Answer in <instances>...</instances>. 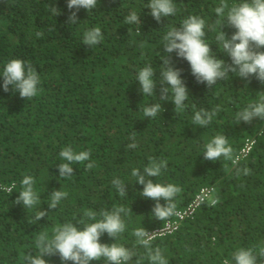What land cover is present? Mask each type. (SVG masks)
Segmentation results:
<instances>
[{
    "label": "trees",
    "instance_id": "trees-1",
    "mask_svg": "<svg viewBox=\"0 0 264 264\" xmlns=\"http://www.w3.org/2000/svg\"><path fill=\"white\" fill-rule=\"evenodd\" d=\"M173 2L175 15L158 23L147 8L149 0H98L93 10L81 8L78 23L69 25L67 0H0V72L6 62L19 58L40 76V91L30 100L21 98L11 85L5 92L0 76V264H24L26 253L37 254L35 239L41 232L51 236L55 226L66 222L78 227L95 222L84 216L85 210L131 207L133 213L122 214L125 231L115 241L107 233L100 238L101 243L127 247L135 244L134 229L151 231L174 219L172 215L161 221L152 215L156 201L140 195L143 185L131 175L134 168L143 171L150 157L167 161L161 175L150 179L182 189L174 199L175 211L188 206L206 187L212 188L216 201L202 203L176 231L153 239L152 247L163 250L168 264H223L225 259L234 264L232 254L239 248L264 246V121L255 118L249 124L236 119L237 112L264 95V84L254 76L245 80L230 72L209 89L173 52L172 62L182 69L189 92L187 108L175 112L171 100L158 101L163 37L188 16L206 21L204 39L213 55L231 63L215 40L220 30L227 38L235 32L227 24L222 27L223 19L215 13L220 0ZM133 10L140 25L125 24ZM94 27L101 29L103 40L90 48L82 43L83 33ZM149 64L155 69V97L143 96L136 80L138 71ZM154 103H161L163 110L146 118L142 109ZM217 106L207 127L193 124L195 111ZM133 132L135 141L130 139ZM218 134L227 137L232 159L205 160L204 146ZM251 139L255 141L251 152L236 159ZM133 142L135 149L126 148ZM67 146L76 152L90 150L95 166L87 169L89 161L74 164V174L60 178L57 165L65 161L59 152ZM245 168L250 170L247 175ZM26 175L34 178L40 201L28 209L14 203ZM116 178L126 184L127 195L118 194L112 184ZM53 190L68 196L49 209ZM40 210L48 215L37 221ZM136 252L149 264L142 246L136 245ZM43 258L48 264H61L58 254Z\"/></svg>",
    "mask_w": 264,
    "mask_h": 264
},
{
    "label": "clouds",
    "instance_id": "clouds-1",
    "mask_svg": "<svg viewBox=\"0 0 264 264\" xmlns=\"http://www.w3.org/2000/svg\"><path fill=\"white\" fill-rule=\"evenodd\" d=\"M98 0H67L69 25L78 23L77 13L81 8L87 11L96 8ZM51 12L58 15L56 7L47 5ZM150 15L159 23L162 18L175 15L177 9L173 0H149L147 4ZM75 9V11H72ZM217 17L223 19L222 27L227 24L235 29L231 38L226 37V33L220 30L215 40L222 46V51L231 58V63L226 64L224 60L217 59L213 55L210 44L205 37L206 21L196 15L185 18L179 27H173L167 31L163 37L164 55L160 56L163 61L160 66L159 83L160 98L158 101L171 100L175 105V112L183 111L187 108L185 101L189 97L188 89L181 78L182 69L174 66L171 55L186 60L191 69V74L198 83H204L211 89L218 81L225 80L229 73L250 80L255 77L261 84H264V0H241L239 3L229 5L227 0H220L219 6L215 8ZM125 24H138L141 21L136 11H131L125 18ZM221 27V28H222ZM37 37H42V32H36ZM103 40L102 31L99 27L86 30L83 33L82 43L90 48L98 45ZM143 47V44H141ZM159 55V53H158ZM3 90H12L19 93L20 97L30 100L40 91V76L37 70L24 60L15 58L6 62L3 71ZM155 69L151 64L144 66L137 73L136 80L139 82L140 91L144 95L152 97L156 89ZM163 110L161 103H154L145 106L142 111L146 118H154ZM219 106L211 111L199 109L193 116V124L202 128L207 127L217 115ZM255 118L264 121V95H261L258 102L249 103L242 111L237 112L238 122L251 123ZM136 133L133 132L130 139L135 141ZM137 143L126 145L128 149H135ZM203 157L205 160L217 161L221 157L232 159V148L225 135H216L205 146ZM90 150L76 152L71 146L64 147L60 152V158L65 161L57 165L59 177H71L74 174L73 165L89 161L87 169L95 166L94 161H90ZM167 168L166 160L149 158V164L140 169H132L131 175L135 182L143 185L141 196L156 201L152 209V215L158 220H166L175 214V197L182 189L174 184H161L153 182L151 177H158L162 170ZM250 170L245 168L243 173L249 174ZM239 174V173H238ZM35 180L32 176L26 175L22 181V190L16 198V204H22L26 209L39 204V196L34 190ZM118 194L123 197L127 195L126 184L119 178L112 181ZM68 193L61 190H53L50 194L49 209H56L62 199ZM164 200L162 205L160 201ZM216 201H213L215 204ZM132 212L131 207H114L111 211L101 210L99 213L93 210H85L84 216L93 223H86L83 227L66 222L57 225L52 230V235L41 232L35 239L37 254L31 252L23 256L24 264H48L45 256L59 255L61 264L71 261L73 264H90L91 261H101L104 264H144V256L138 255L136 245L145 249V255L149 264H168L163 255V250L159 247L153 248L152 241L154 233H149L145 228H136L133 231L135 244L127 247L122 244H104L100 238L107 233L109 237L116 238L126 229L123 216ZM133 213V212H132ZM48 215L47 211H39L35 219L39 221ZM99 216V219L97 217ZM133 257L136 259L133 260ZM234 264H264V246L239 248L232 254ZM223 264H230L228 259Z\"/></svg>",
    "mask_w": 264,
    "mask_h": 264
},
{
    "label": "built area",
    "instance_id": "built-area-1",
    "mask_svg": "<svg viewBox=\"0 0 264 264\" xmlns=\"http://www.w3.org/2000/svg\"><path fill=\"white\" fill-rule=\"evenodd\" d=\"M254 144H255L254 139L247 140L236 159H240L242 157L247 156L253 149ZM212 191H213L212 188L209 187L201 189L200 192L195 196L193 201L188 206H186L183 209H179L175 211L174 219L169 220L163 226L157 227L148 232L149 233L156 232L155 238L173 233L179 228L182 221L193 218L197 208L202 203L206 201H211V203L213 204L214 198L212 197Z\"/></svg>",
    "mask_w": 264,
    "mask_h": 264
}]
</instances>
